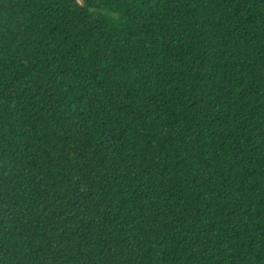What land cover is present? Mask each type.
I'll use <instances>...</instances> for the list:
<instances>
[{"label": "trees", "instance_id": "trees-1", "mask_svg": "<svg viewBox=\"0 0 264 264\" xmlns=\"http://www.w3.org/2000/svg\"><path fill=\"white\" fill-rule=\"evenodd\" d=\"M0 264H264V0H0Z\"/></svg>", "mask_w": 264, "mask_h": 264}]
</instances>
